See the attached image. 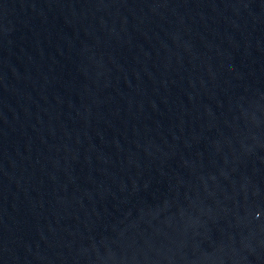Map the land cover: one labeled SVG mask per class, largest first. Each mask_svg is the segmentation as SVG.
<instances>
[{
  "label": "water",
  "instance_id": "1",
  "mask_svg": "<svg viewBox=\"0 0 264 264\" xmlns=\"http://www.w3.org/2000/svg\"><path fill=\"white\" fill-rule=\"evenodd\" d=\"M0 264H264V0H0Z\"/></svg>",
  "mask_w": 264,
  "mask_h": 264
}]
</instances>
